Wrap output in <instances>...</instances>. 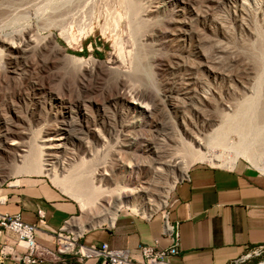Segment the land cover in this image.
<instances>
[{
  "label": "rangeland",
  "instance_id": "374dc122",
  "mask_svg": "<svg viewBox=\"0 0 264 264\" xmlns=\"http://www.w3.org/2000/svg\"><path fill=\"white\" fill-rule=\"evenodd\" d=\"M126 1L128 0H0V136L3 135V122L9 124V128L14 123L13 126L17 124L18 129H24L19 132L29 133L26 129L42 132L47 131L50 126L53 128V125L61 120L67 123V120L74 116L76 131L72 132L75 141L73 149L76 154L83 155L84 150L80 147L82 140L88 141L98 150L104 143L98 141L88 128L76 125L83 108L88 109V119L104 134L107 141H114L109 139L108 129H112L120 142L127 139L130 134L128 131L133 135L148 136V139L155 142L167 135L174 137L178 130V134L184 137L180 127L182 120L202 123L204 117L209 118L216 110L218 113L231 114L229 108H233L245 97L255 95L257 78H252L259 76L262 68L257 65L254 70L252 65L256 64L251 60L252 51L249 46L258 43L259 31L264 34V0H249L250 16L241 15L239 10L242 0H177L184 3L185 8L193 9V15L187 14L185 17L188 18L183 19L188 22L189 17L191 18V27L195 28V32L198 31L194 34L199 37L198 40L197 37H192V34L190 39L185 35H167V28L171 30L174 27V24H167L168 22L158 27L154 36H136L132 31L134 23L129 18ZM146 1L144 0L145 3ZM182 6L167 5V9L164 7L160 10V16H165V21H169L168 12L171 11L176 17L181 12H186ZM207 26L212 28V34L207 31ZM146 38H149L148 41ZM3 40L14 44L31 40V50L22 59L10 61ZM55 49L59 50V54H56ZM247 59L250 60L251 66L246 64L249 63ZM144 64H147L145 66L149 69L146 70ZM91 68L94 69L93 72ZM137 70L141 73L137 74ZM149 70L151 73L148 74ZM122 82L132 85L130 88L126 87L127 85L122 87ZM175 86L178 89L186 88L183 89L184 92L191 90L189 93L192 97H207L202 102L204 109L200 105L197 106L202 109L200 114L194 111L193 105L184 95H177L181 92L176 91L178 89ZM131 87L148 93H144L146 96L154 93L159 96L160 107L157 109L151 104L150 97H144L146 100H143L148 108H154L155 113L152 114L153 119L157 116L154 124L160 123L158 128L154 127V124L151 125V119L141 122L143 126L140 124L141 126L137 127L136 124L134 129L123 127L131 121L132 115L142 118L136 113L129 114L125 111L129 110V105H126L121 97L130 100L134 92ZM169 90L173 92L170 93ZM181 97L184 100H181ZM168 126L176 128V132L174 129V132L169 131L166 128ZM163 129L165 130L162 131ZM228 135L226 145L210 143L209 149L205 151L206 160L192 162L187 158L188 172L196 167L228 169L231 161H235L241 169L247 166L257 174L264 175V145L254 143L249 136V143L246 142L245 145L251 149L247 151L245 146L238 145L242 142L238 133ZM254 152L257 153L253 158L250 157ZM9 157L10 155L0 157V172L4 175L0 177V188L14 185L16 181V185H21L31 180H44L64 199L78 203L79 207L72 201L76 205V213L71 221H84L85 213L81 211L80 203L57 188L49 177L32 174L10 176L11 166H7L11 160ZM1 161H5L6 165L3 166ZM171 173L169 172L167 179L163 180L162 192L175 183L168 196L167 206L160 207L153 215L166 211L176 185L184 180H180L179 173ZM157 201L155 205L161 203V199ZM119 216L147 218L131 212L126 207L118 211L117 217ZM106 225L108 224L102 226ZM50 240L45 243L47 245L42 246L55 255L59 246L53 237ZM249 253L250 257L243 259L239 264L264 263V254L256 257L251 250L247 252Z\"/></svg>",
  "mask_w": 264,
  "mask_h": 264
},
{
  "label": "bare ground",
  "instance_id": "6f19581e",
  "mask_svg": "<svg viewBox=\"0 0 264 264\" xmlns=\"http://www.w3.org/2000/svg\"><path fill=\"white\" fill-rule=\"evenodd\" d=\"M256 1L259 2V0ZM126 2V7L128 8L127 10L129 11L130 16L129 18L134 23L132 31L136 36H154L156 33L155 30L161 25L164 26L163 23L165 22H168L167 24H174V27H172L171 30H169L170 28L167 26L169 28H167V35L180 37L185 35L190 39L191 34L193 37L195 36V33H198V31L195 32V28L192 29L191 24L193 25V23L190 17L188 22H185L184 20L188 18H186L185 15H193V9L185 8L184 3L182 2L177 0L176 2L174 0H147L146 3L144 0H128ZM249 2V0H242L240 6L241 9L239 10L241 15H251ZM172 4H178L179 6L182 4V8L186 12H181L180 15L176 17L175 15H172V12L169 10V21H165V16H160V10L167 5L172 6ZM204 16L205 15L202 17L204 18ZM183 27L185 29H183ZM158 31L160 32V30ZM207 31L211 34L213 32L212 28H209L208 26ZM258 34V43L249 46L252 51L251 53L249 52L251 54V60L253 59V62L256 64H253L252 66L255 68V66L258 65L262 68L260 73H258L259 76L257 75L258 77L255 76L252 78V80L257 78V83L255 82L256 87H254V89L257 88L255 90L256 93L253 95L254 97H245L243 101L240 100L237 102L233 108H229V111L232 112L231 114H224L225 112L218 113L216 110L217 112H212L213 115L209 118L202 116L204 117V120H201L202 123L188 122L189 120L187 121L186 119L182 120L183 122L180 127L183 130L182 135H184V137L178 134L179 130L176 132V128H170L168 126L169 128H166L169 129V131H173L174 129L177 133L176 135L172 133L174 137L171 136V132H169V137L165 133L167 137L164 136L165 138L163 137V139L158 138L160 140L155 138L157 141L154 142L150 138L148 139V136L146 137L142 134L133 135L131 134V131H128L130 134L127 135V139H125L124 142H120L117 140L118 136L112 131V129H108L109 139L114 141H107L104 134L96 129V126L90 119H88V109L86 110L83 108L81 118L77 121L78 123L76 125L88 128L89 132L92 133L94 137H97L98 141L104 142L101 149L98 150L88 141L82 140L80 142V147L84 150V152H82L83 155L76 154L73 149L75 141L73 140L72 132L76 131V129H74V127H76V121L73 119L74 116L72 118L70 117L71 119H68L69 122L67 119V123L66 121L64 122L61 120L58 123H55L53 128L50 126L47 131L45 130L42 132L41 130L32 131L30 129H26L27 131L29 130V133L26 131L19 132V130H22L23 128L18 129L17 124L13 126L14 123L12 122L13 124L11 127L13 128L11 129V127L9 128L8 126L9 124L7 125L6 122H3V135L0 136V157L10 155L9 158L11 160L9 159L10 161H7V166L8 164L11 166V172L9 175L17 176L19 174H32L49 177L57 188L75 198L80 203L81 211L85 213V219L82 222L71 221V219V222L69 221L65 228H68V230L76 236H80L85 230L96 226L113 224L118 216V211L122 207H126V209L131 212L139 216H146L149 219L160 207L165 208L167 206L168 196L175 183H172L167 191L165 189V191L163 190L162 192L164 187L163 180L165 178L167 179L166 175L169 172H177L180 174V180L186 179L189 167L187 158L192 160V162L206 160L205 151L209 149L210 143L218 142L226 145L228 144V134L235 132L239 134L242 141L238 145L240 147L245 146L247 151L251 149L250 146L247 147L245 145V143L248 142L249 136H251L252 139H250L251 141L253 140L254 143L258 142L260 145H264V34L262 31H259ZM195 37H197L198 40L199 37ZM147 39L149 38H146V41H148ZM31 40L23 41V44H14L8 40H3L2 42L5 44L9 52L7 58L12 61L14 59H22L25 57L28 54V51L31 50L29 49V46L32 44ZM144 45L146 46L147 44ZM151 46L153 47L154 45ZM55 52L56 54H59L58 49H55ZM144 52L142 53L144 54ZM143 56L144 55L141 57L144 58ZM249 59H247L249 61V63H246L247 65L250 64ZM140 60L142 61L143 59ZM141 61H139V63ZM145 65L147 64H144V68H146V70L147 68L149 69V67ZM256 68L254 70H256ZM90 70L91 72L94 71L92 68ZM136 73L138 74L141 72H138L137 70ZM149 73H151L150 70L148 71V74ZM128 79L131 80V78ZM121 85L122 87L127 85L126 87L130 88L132 84L129 85L128 83L125 84L122 82ZM134 86L132 87L134 88ZM133 88L132 90L134 92L131 90L133 95L131 94L132 96L130 100H127L125 97H121V99L124 103L126 102V105H129V108H127L129 110H125L126 113H136L142 118L132 115L131 121L123 126L125 128L127 127L128 130L131 128L134 129L136 124L137 127H140L142 125L141 122H146L149 119H151L150 122L152 123L151 125H153L157 118L155 115V119H153L152 112L154 108H148L147 103H145L146 101L143 102V100H146L144 97H150L151 104H153V107H156V109L157 107H160L159 96H157L156 93L146 96L148 93L144 92L145 95L140 92L139 89L137 90L136 87L135 90ZM176 89H178V87H176ZM183 89L186 88L182 87V89L180 88L176 90L181 92L180 94H176L180 96L184 95V98L188 99L193 105L194 111H198V114H200L201 110L205 108H203L204 105L202 102L207 99V97H192L190 94L192 91L190 89V91L185 90V92ZM171 92L173 91H170V93ZM180 99L184 100L182 97ZM199 105L202 106L201 110L197 107ZM159 125L160 123L156 122L154 127L158 128ZM52 130L54 133H52ZM164 130L165 129L162 131ZM209 131L211 133H209ZM38 132L42 134L39 135L40 133L38 134ZM256 153L254 152L250 154V157L253 158ZM1 163L3 162L1 161ZM3 164V166H5L6 162L4 161ZM0 166H2V164H0ZM236 166V162L231 161L230 168L235 169ZM3 176L4 175L0 172V177ZM156 198L161 199L159 205H155V202H158ZM61 243L63 244L64 242ZM39 248L43 249L41 245H39Z\"/></svg>",
  "mask_w": 264,
  "mask_h": 264
},
{
  "label": "crops",
  "instance_id": "0c3cea01",
  "mask_svg": "<svg viewBox=\"0 0 264 264\" xmlns=\"http://www.w3.org/2000/svg\"><path fill=\"white\" fill-rule=\"evenodd\" d=\"M239 167L192 168L176 185L165 211L168 223L176 225L179 233V255L171 259L173 264H234L249 250L264 247V176L247 166ZM0 198L5 201L0 214H18L27 224L36 223L38 209L44 211V224L36 232L41 246L51 241L53 231L74 219V203L78 205L40 179L0 188ZM163 214L149 219L119 216L111 225L85 230L78 242L86 246L107 244L134 253L140 245L166 249L172 237L164 234ZM4 243L12 245V236L1 233L0 248ZM0 264L19 263L7 256L0 258ZM81 264L105 263L88 259Z\"/></svg>",
  "mask_w": 264,
  "mask_h": 264
},
{
  "label": "built area",
  "instance_id": "2783aa9c",
  "mask_svg": "<svg viewBox=\"0 0 264 264\" xmlns=\"http://www.w3.org/2000/svg\"><path fill=\"white\" fill-rule=\"evenodd\" d=\"M4 202L0 198V205ZM36 216L35 224H27L22 221L18 214L13 216L0 214V235L1 233L9 234L13 238L12 245L2 244L0 248L1 259L9 256L19 264H81L88 259H97L105 264H173L171 259L179 255L177 226L168 223L165 211L163 214L164 234L171 235V246L166 249H158L154 245H140L136 249V253L129 249H112L107 244L100 246L79 244L78 239L82 234L75 236L65 230V226L71 218L60 230L52 232V236L59 246L55 255H52L43 246V249L39 248L36 241V232L39 226L44 224V211L38 209ZM251 251L257 257L264 254V247L255 248ZM247 257H250V253L234 264L241 263Z\"/></svg>",
  "mask_w": 264,
  "mask_h": 264
}]
</instances>
